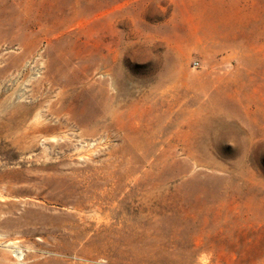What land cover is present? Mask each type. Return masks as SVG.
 <instances>
[{
	"label": "rangeland",
	"instance_id": "obj_1",
	"mask_svg": "<svg viewBox=\"0 0 264 264\" xmlns=\"http://www.w3.org/2000/svg\"><path fill=\"white\" fill-rule=\"evenodd\" d=\"M0 264H264V0H0Z\"/></svg>",
	"mask_w": 264,
	"mask_h": 264
},
{
	"label": "bare ground",
	"instance_id": "obj_2",
	"mask_svg": "<svg viewBox=\"0 0 264 264\" xmlns=\"http://www.w3.org/2000/svg\"><path fill=\"white\" fill-rule=\"evenodd\" d=\"M7 247H9V246H7ZM21 254H22V253H21ZM21 254H20V255H21ZM18 255H19V254H18ZM19 257H20V256H19ZM19 257H18V258H19ZM20 258H21V257H20Z\"/></svg>",
	"mask_w": 264,
	"mask_h": 264
}]
</instances>
